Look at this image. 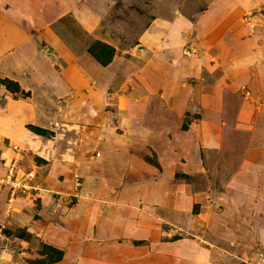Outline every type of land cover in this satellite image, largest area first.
Instances as JSON below:
<instances>
[{
    "label": "crops",
    "instance_id": "obj_1",
    "mask_svg": "<svg viewBox=\"0 0 264 264\" xmlns=\"http://www.w3.org/2000/svg\"><path fill=\"white\" fill-rule=\"evenodd\" d=\"M105 1L109 2L108 7L116 4V8L124 9V5L118 6L115 0H0V78L6 76L17 82L18 91H30L28 97H21L20 100L12 98V93L0 84V175L4 173L8 162L10 163L18 153L12 148V144L15 143L22 147V152L17 155L19 156L17 169L32 170L36 178L38 177V186H43L40 188L41 191L38 189L34 195L18 194L9 201L4 186L1 188L0 185V225L5 224L7 227L10 221L20 217L25 220L26 213L33 209L37 211L38 220L52 213L71 214V217L66 219L65 225L56 223L55 218H52L55 223L53 236L45 237L42 222L39 224L33 220L34 228L39 231L41 237L39 242L62 250L60 260L49 264H242L240 259L235 258L238 252L221 247L217 243L214 245L204 243L211 247L204 246L201 244L202 241L192 237L189 232L187 236L183 229L180 232L174 230L175 225L183 223V228L197 231L195 228H190L184 218L176 222L173 216L176 211L172 210V214L166 218L151 211L148 214V209H143L148 208V205L144 206L141 200L133 199V196L137 197V192L142 195V189L144 190L142 187L145 183L136 178L137 175L141 178L140 172L123 180L117 179V176L107 175L101 183H98L100 182L98 177L91 175L82 180L74 179L77 172L84 169L82 160H77L79 150L84 154L88 152L86 143H83V150L80 145L76 146L75 137L79 135L85 138L91 149L99 146L93 159L97 158L98 165L107 174H112V171L124 175L135 172L136 164L132 162L134 159H131V156L133 158L134 156L129 151H125L126 144L140 141L142 129L137 124L140 122L139 124L150 127L154 125L155 122L152 123L154 116L158 121V111L176 91L173 90L176 84L169 85L177 78L175 72L168 74L167 80L165 79V82L163 80V86H159L161 82L160 72L157 69L158 61H156L157 68L151 65L152 60L155 59L153 54L155 49L151 48V40L147 38V27L140 36L144 48L138 50L150 52L151 57L145 59H151V63L146 66L144 63L147 61H145L143 68L139 66L140 63L137 61L139 59L124 58V55H119L123 41L119 38L124 35H120L118 31H108V23L104 25L105 36L101 38L109 41L107 43L114 47L115 51L114 56L105 65L99 63L88 52L78 55L76 50H71L49 27L54 21L60 23L64 14H70L89 31L99 22L101 24L102 14L110 9L108 7L104 9ZM252 5L254 3L250 2V6ZM34 33L46 37L47 43L55 52L52 58L49 57L50 54L46 55L36 48V44L31 40ZM94 39H98V36ZM124 40L130 42L133 38ZM239 43L244 46L243 41L231 43V52L234 55H220L210 66L206 60L200 62L204 65L201 70L203 79H199L200 87L196 99L201 105L205 106L207 103L210 106L208 110L212 124L207 122L208 118H202L201 123L196 126L199 127L197 131L200 133L207 130V127H217L213 124L218 119L222 121L220 115L225 111V119L231 117L233 121L229 122L231 124L235 122L237 128L241 130L238 131L240 139L245 134L248 137V154L246 157L244 155L238 158L240 161L237 169L233 168L235 165L233 163L229 166L234 173L229 171V174H232V180L239 181L242 185L247 184L236 186L235 191L238 195L244 198L243 190H250L252 196L255 195L250 215L255 220L252 223L247 219L244 223L247 240L240 241L242 248L252 250L258 246L264 247V106L260 109L253 107L254 114L248 121L249 126L240 128L237 122L241 120L244 111L250 110L251 104H245L234 96L238 93L236 89L243 83L250 88L264 90V65L258 68L256 62V70L250 72L249 63L253 56L240 57L238 54L243 46ZM259 49L264 54V44H260ZM224 63L227 66H224ZM194 66H191L192 70L196 71ZM183 68L187 73L188 65H184ZM204 68L209 70L205 71ZM187 87L189 99L185 104L191 101V88L186 85V90ZM179 109L174 105L169 106L172 115H175ZM127 122L130 135L126 132L117 133L109 128L111 125L124 127ZM28 124L56 132L36 133L27 128ZM200 128L204 129L200 130ZM174 131V136H181L183 140L187 137L188 141L191 134L196 137L190 128H183L179 131L180 134ZM202 138H206L207 142L216 144L217 141L220 142L217 131L211 133L207 130L206 136ZM221 146L218 144L219 148ZM24 149L32 152L26 153ZM29 157L32 159L30 160ZM34 157H39L42 162L36 164L33 161ZM137 165L150 167L149 164L142 162ZM88 167L99 171L95 164ZM76 180L81 181L82 184L77 185ZM118 183H121L118 190L119 193L123 192L122 199L107 200L108 203L124 207L123 212L118 216V222L109 223L101 218L102 221L104 220L103 223H96L94 226L96 216L88 214L93 231L85 233L78 231L80 219L85 216V209H82L84 198L91 193H95L94 196L97 193L104 203L105 198H108L113 191H118L115 186ZM169 183L170 179H167V190L173 187V184ZM230 187H235L233 182ZM211 189L219 190L216 186L205 188L199 186V190L202 191L199 199L201 201L204 199L203 191L208 192ZM221 189L228 190V185L225 184ZM127 196L131 197L127 198ZM37 200L40 201L38 206ZM79 200L82 203H79ZM92 201L84 204H91L89 213L93 212L92 203L95 201ZM231 201L236 210H240L242 206L247 208L245 200L242 203L238 201V204H235L234 200ZM71 203H74L73 207ZM178 205L183 206L180 203ZM21 209L28 212L21 213ZM9 211H13L11 215H8ZM227 219L229 217L224 220ZM237 220L238 216L230 220L229 227L232 225L237 227ZM210 221V218L201 221L198 232L217 240L236 238L229 235L228 231L225 232V227L221 229ZM228 230L230 231L231 227ZM22 241L28 242L27 239ZM11 242L8 241V245L0 247V264L34 263L31 259L28 263H24L20 258V254H24L23 247L20 244L13 247L10 245ZM35 249H38L37 244L34 248H30L29 252L32 253ZM255 253L257 251L252 252V256Z\"/></svg>",
    "mask_w": 264,
    "mask_h": 264
},
{
    "label": "rangeland",
    "instance_id": "obj_2",
    "mask_svg": "<svg viewBox=\"0 0 264 264\" xmlns=\"http://www.w3.org/2000/svg\"><path fill=\"white\" fill-rule=\"evenodd\" d=\"M115 1H117L118 6L124 5V9L116 8V4H111V7H108L109 2L105 1L106 4L104 5V9L107 7L110 9L106 10V12L103 13L104 15L102 14L100 20L102 21L101 24L99 22L96 25L97 27L95 26L94 28L89 29V31L87 28L81 26L78 21L73 19L70 14H64L60 23L54 21L49 27L71 50H76L78 55H82L87 54L88 47L97 40L104 43L109 42L104 41L105 39L103 40V38H101L105 36V26L107 25L106 23H108V31H118L120 35H124L119 38L123 40L122 45L120 46L119 55H124V58L132 57L139 59L137 61L142 68L145 61H147L144 63L146 66L151 63V59H145L146 57H151V53L138 50L139 48H144V45H142L143 40L141 41L140 36L147 27L149 31L148 33L146 30L147 38L151 40V48L155 49L153 52L155 59L152 60L153 63H151V65L155 66V68L158 67L157 69H159L160 72L159 80L161 84H158L161 86L163 80L164 82L165 79L167 80L168 74L171 72L174 74L175 72L177 78L174 79V83L170 82L169 85L174 86L176 84V88H173V90L176 91L167 99L166 104L160 108V111H158V121L156 120V116H154V121L152 122H155L154 125L150 127L148 125L139 124L140 122L137 124L140 125L138 127L142 129L140 141L135 143L129 142L126 144L125 151H129L134 156V158L131 156V159H134L132 162L136 164V168L134 169L136 170L135 172H128L124 175V173L121 174L117 171H112V174H107V172L98 165L97 158L95 157V159H93L99 146H97V148L94 146L91 149L85 141V138L82 135H79L75 137L77 142L76 146L80 145V148L82 147L83 150V143H86L88 152L84 154V152H80L79 150L77 160H82L83 163L81 164L84 166V169L83 171L77 172L74 179L82 180L91 175L98 177L100 179V182L98 183H101L105 180L107 175L113 177L117 176V179L123 180L140 172L139 174H142L141 178L139 175L135 176L139 181L145 183L142 187L144 190L142 189V195L137 192V197L133 196V199L137 198L141 200V202L144 203V206L147 204L148 208L144 207L143 209H148V214L150 213L149 211H151L156 215L164 216L166 218L169 214H172V210L176 211L173 214L174 218H176V222H179L180 218H184L188 221L189 227L195 228L197 231L193 232V230L183 228V223V225H175L173 227L174 230L176 229V231L180 232V230L183 229L187 236H189L187 233L189 232L192 237L198 238L202 241L203 243H200L204 246L211 247L208 245H214V243H217L221 247L234 252L236 251L238 253L235 254V258L240 259V263L247 264L246 259L252 256V252L257 251V253H264L263 246H258L250 250L245 249L246 247L242 248V243L240 242L241 240H247L244 223H246L247 219L252 223H254L255 220L254 217L250 216L252 214L251 206L255 201V198H253L255 195L253 194L252 196L249 192L250 190H243L244 198L237 194L235 188L240 182L232 180V174L234 173L229 166L233 163L235 164L233 168L237 169L240 161L238 158L240 156L242 158L244 155V157H246L248 154V137L245 134L244 137L240 139L238 131L241 130L237 128L235 122L234 124L229 122L232 120L231 117L229 118L228 116V118L225 119L224 111V113L220 115L222 121L218 119V121L213 124L217 127H207V130L211 133L213 131L218 132L220 142L217 141V143L222 145L221 148L218 147V144L210 141L207 142L206 138H202L206 136L207 130L200 133V131H197L199 127L196 125L201 123L200 121L202 118H208L209 120H207V122L212 124V118L208 110L210 106L207 103H205V106L201 105L197 101L196 95L198 94L197 90L200 87L198 84L199 79H203L201 76V70L204 65L200 62L206 60L209 62L210 66L216 62L220 55H234L231 52V43L233 41L244 42V46L242 43H239L243 46L238 54L240 57L244 58V56H253L252 58L249 57V59L251 58L249 63L250 72L256 70V62L258 63V68L260 65H264V54H262L259 49L260 44H264V2H260V0ZM250 2H253L254 5L250 6ZM96 36H98V39H94ZM126 38H133V41L128 42L124 40ZM31 40L36 44V48L42 53L45 52L46 55L50 54V58L53 57V54L55 53L54 49L49 43H47L44 35H35L34 33ZM84 50H87L86 53ZM98 55L101 58L107 57V54L103 53H98ZM247 58L248 57H246V59ZM156 61H158L157 67ZM184 65H188L187 73L184 72ZM191 66H194L197 70L193 71ZM224 66H227V64L224 63ZM204 70L208 71L209 68H204ZM3 79L13 81L6 76H4ZM169 81L170 79L168 82ZM0 84L5 90L12 93V98H18L21 100V97L26 98L30 93V91L25 92V90L12 92L9 86H6V83L4 85L0 82ZM7 85H11V87L13 86L12 83H8ZM186 85L191 88V101L189 104H185L186 100L189 99V89L187 87L186 90ZM236 90L238 93L234 97L241 99L245 104H251L250 110L244 111L245 113L242 114L241 120H238L237 122V125L240 128H245L249 126L248 121L253 118V107L260 109L264 106V90H259L254 87L250 88L246 83L240 85ZM33 96L34 95L32 94V97ZM201 97L205 98L206 96ZM170 105H174L175 108L178 109L180 108L179 111L175 112V115L170 114ZM226 120L228 122H226ZM146 123H148V121ZM121 126L116 125V127H114V125H111L109 128L111 127V129L117 133L124 134L126 132L130 135L128 128L129 123L127 122L124 127ZM183 128L192 129V132L196 137L191 134L187 141V137L183 140V137L181 136H174V130L180 134L179 131H182ZM203 129L204 128H200V130ZM55 132V130H50V132L46 134H54ZM12 148L15 152H22V147L15 143L12 144ZM24 150L27 153L28 150ZM120 150L122 151V148ZM120 150H118V152H121ZM17 155L16 157L14 156L11 161L10 159L8 160L10 163L8 162L4 173L7 172L11 163L15 162L16 165L12 171L13 176L16 178H25L24 181L26 184L37 186L41 191L40 188H43V186H38L39 181L38 177L36 178L35 176V172H32V177H25V174L31 170L22 171L20 169V173L17 169L19 163V156ZM29 159L31 160L32 158L29 157ZM33 159L36 164L42 162L39 157H34ZM110 160H113L112 157H110ZM140 162L143 164H149L150 167H140L137 165ZM94 164L95 166H98L97 168L99 171L88 167L93 166ZM229 171L232 173L231 175L229 174ZM4 173L2 176H4ZM172 174L174 176H172ZM167 179H170L169 184H173V187L169 190H167ZM232 182L235 185L234 188L230 187ZM76 184L79 185L82 183L81 181L79 182L76 180ZM225 184L228 185V190H226V188L223 191L221 187L223 188ZM245 184L240 185L244 186ZM2 186L4 185H1V188H3ZM115 186L117 187L116 190H118L121 183H118ZM199 186L200 188L216 186L219 190L213 191L211 189L208 192L203 191L204 199L201 201L199 196L202 191L199 190ZM30 188L31 189L29 190H34L30 194L29 192L16 194L34 195L38 192V189ZM4 189L8 196L7 187L4 186ZM247 189L249 188L247 187ZM122 193L123 192L119 193V190L113 191L108 198H105L104 203L101 201V198L97 196V193L95 196V193L87 195L84 198L85 202L91 200L95 201L94 203H92L93 201L91 202L93 204V212L89 213L91 204L84 205L86 204L84 202L82 209H85V216L80 219L78 231L81 230V233L90 232L91 230L93 231V228L91 229V222L89 221L88 214L91 216L94 214V217L96 216L94 226L96 223H103L104 220L102 221L101 218H104L109 223H117L118 216L121 215L124 207L117 206L115 203H108L107 200L122 199ZM130 197L131 196H127V198ZM11 199L12 197L9 198V201ZM231 200H234L235 204H238V201L242 203L243 200H245L247 208L242 206L240 210H236V207H233ZM96 201L99 203H96ZM78 202L82 203L81 200ZM179 203L183 206L178 205ZM202 203L207 206H203L204 204ZM39 204L40 201L37 200L36 205L38 206ZM71 204L73 207L74 203ZM238 211L241 213H238ZM12 212L13 211H9L10 214L8 213V215H11ZM26 212L21 209V213ZM26 214L25 218L27 217V219L25 220L20 217L10 221L9 226L7 225V227L5 224L0 225V227H2L0 229V247L5 246V244L8 245V241H12L10 245L13 247H17V244H20L24 250V254H20V258L24 263H28L30 259L34 262L33 264H49L55 262L59 258L55 259L51 257L50 253H52L53 250L48 248V246H53L45 243L41 244L39 242L41 237L38 234L39 231L34 228V221L39 222V224L42 222L45 237L47 235L53 236V227L55 223L52 218H55L56 223L60 222V225H65L67 224L66 219L70 218L71 214L59 212V214L62 215H55L52 213V215L45 216L46 218H41L40 220L36 218L37 211H34V209ZM123 215L125 214L123 213ZM236 216H238V220L236 221L237 227L232 225L230 226L231 230L229 231L228 228L230 227L228 222L235 219ZM227 217H229V219L224 220ZM207 218L211 219L210 223L214 224V226L221 227V229L225 227L224 231H228L229 235L236 238L217 240L206 237L204 233L198 232V229L201 226V221L207 220ZM259 220L260 219H258V221ZM248 224L249 223H247V225ZM163 228L165 227L163 226ZM18 238L21 240H18ZM22 239H27L28 242L22 241ZM204 243L208 245H205ZM36 244L38 249L32 250V253H30V248H34ZM246 251L248 252L247 254ZM28 252L30 253L29 255Z\"/></svg>",
    "mask_w": 264,
    "mask_h": 264
},
{
    "label": "trees",
    "instance_id": "obj_3",
    "mask_svg": "<svg viewBox=\"0 0 264 264\" xmlns=\"http://www.w3.org/2000/svg\"><path fill=\"white\" fill-rule=\"evenodd\" d=\"M98 48H99V51H98ZM88 52L90 53V55H92L99 63L105 65L107 64L110 59L112 58L113 54H114V48L110 45V44H107V43H104L102 41H95L93 42L89 47H88ZM98 53H103V54H107V57H103L101 58ZM0 82H2L4 85L6 83V86H9L10 90L12 92H15V91H18V85L16 84V82H13V81H9L7 79H1L0 78ZM8 83H12V87L11 85H7ZM27 128H29L30 130L36 132V133H40V134H46L48 133L49 131L45 128H41V127H38V126H35V125H31V124H28L27 125ZM48 248H50L52 251V253H50V256L57 259V260H60L61 256H62V250L58 249V248H54V247H50L48 246ZM52 258V259H53ZM56 260V261H57Z\"/></svg>",
    "mask_w": 264,
    "mask_h": 264
},
{
    "label": "built area",
    "instance_id": "obj_4",
    "mask_svg": "<svg viewBox=\"0 0 264 264\" xmlns=\"http://www.w3.org/2000/svg\"><path fill=\"white\" fill-rule=\"evenodd\" d=\"M15 165V162H12L7 172L4 173V176H0V185L7 187L9 198L17 195L16 193H32L34 190H29L31 189L30 187L32 189H38L37 186L26 184L24 181L25 178H16L13 176L12 171ZM32 172V170L27 172L25 177H32ZM247 264H264V253H259L256 259L247 262Z\"/></svg>",
    "mask_w": 264,
    "mask_h": 264
},
{
    "label": "clouds",
    "instance_id": "obj_5",
    "mask_svg": "<svg viewBox=\"0 0 264 264\" xmlns=\"http://www.w3.org/2000/svg\"><path fill=\"white\" fill-rule=\"evenodd\" d=\"M0 176H2V175H0ZM259 253H263V252H259ZM259 253H255V255H254V256L247 258V259H246V261H247V262H249V261H251V260H254V259H256V258H257V256L259 255Z\"/></svg>",
    "mask_w": 264,
    "mask_h": 264
}]
</instances>
